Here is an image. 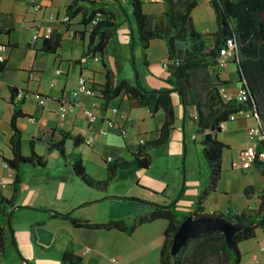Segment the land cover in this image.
I'll list each match as a JSON object with an SVG mask.
<instances>
[{"label": "crops", "instance_id": "0c3cea01", "mask_svg": "<svg viewBox=\"0 0 264 264\" xmlns=\"http://www.w3.org/2000/svg\"><path fill=\"white\" fill-rule=\"evenodd\" d=\"M36 1L42 4V9L38 12L27 0H0V43L6 45L4 54L7 62L5 70L0 74V197L15 198L13 181L16 171L5 161V158L12 157V86L22 92V96L16 99H24L22 111L37 120L32 122L29 117H21L18 120V127L23 133V153L29 155L33 140L35 151L44 155L47 165L49 158L58 160L59 165H62L59 153L56 150L49 151L52 144L63 139L61 131L79 135L84 140L94 135L92 144L83 142L76 148L73 146V150L82 154L87 171L99 180L108 177L106 160L131 158L132 154L139 151L141 139L149 142L160 138L166 120L163 110L153 115L146 107L134 106L126 95H120L108 104L87 95L76 98L72 96L80 76L89 78L96 87L103 85L107 68L120 78L135 81L136 76L133 78L130 72L124 73L123 60L131 61L134 69L136 65L146 86L154 89L170 88L166 82L168 49L164 40L156 38L151 41L147 50V65H144L139 50L137 61H134L133 57L130 59L132 43L137 36L135 25L130 23L126 13L122 12L121 8L124 6L121 1L115 0V7H108L115 13L116 21L120 25L115 40L105 57H90L87 62L82 63L80 58L88 48L89 32L84 39L74 40L72 32L84 29L80 24L81 17L71 20L70 25L63 22L66 8L73 0ZM163 11L164 8L158 13ZM118 18H122V21ZM39 26L42 31L45 26H51L67 33L57 52L44 51L43 39L33 40ZM87 29L89 30L90 26ZM58 68L62 70L61 74H56ZM230 75L231 79H227L221 77L220 73V79L227 82L225 85L229 90L238 91L241 88L238 73ZM171 96L176 122L169 141L150 150L153 164L149 168L121 171L116 179L123 182L118 188L95 190L89 199L78 198L66 207L60 205L59 200H70L65 195V189L68 178L73 174L67 165L66 173L59 171L52 177L56 182L54 195H48V190L41 188L28 189L29 186L22 177L12 219L15 242L6 239L5 257L0 260V264H8L10 256L13 259L11 264H64L62 253L70 240H73L77 254L86 261L95 258L97 264H161V251L169 224L165 218L141 224L132 234H128L117 229L78 228L68 219L55 215L57 212H72L78 218L97 222L124 220L129 223L136 216L149 212L150 207L146 202L163 205L174 203L180 213L193 211L199 194L209 182L210 171L207 162L199 153L196 145L198 139H194L196 127L185 117L178 94L173 92ZM40 97L45 99L44 104H40ZM62 104L68 108L64 119L60 115ZM85 108L99 114V120L91 124L84 113ZM113 109L118 111L114 112ZM109 120H115L124 126L127 135L122 136L115 128L111 129L108 135L98 134L100 129L108 127ZM255 123V118L249 114L239 116L227 123L221 132L222 137L221 134L218 135L219 139L229 146L228 149L235 147L237 154H231L229 161H226L224 151L223 175L217 190L206 198L205 212H239L259 207V195L264 191V174L256 164L249 169H243L240 162V153L249 144L248 128ZM236 138L243 143L238 146L235 143ZM71 144L73 141L67 139V152H71ZM73 180L75 181V178ZM133 199H139L141 202ZM25 211L30 214H22ZM22 215L29 219L27 220L30 229L20 222ZM59 220L64 221L61 231ZM48 225H54L51 240L47 238V233L39 231ZM16 245L25 259L18 255ZM210 245L212 242L208 238L191 242L182 254L185 264H217L218 261L215 260L226 261L222 252ZM113 258L117 259V263L112 262Z\"/></svg>", "mask_w": 264, "mask_h": 264}, {"label": "trees", "instance_id": "16d2710c", "mask_svg": "<svg viewBox=\"0 0 264 264\" xmlns=\"http://www.w3.org/2000/svg\"><path fill=\"white\" fill-rule=\"evenodd\" d=\"M200 0H162L164 11L161 14L149 13L145 10L144 0H129L130 13L123 7L130 23L135 25L137 36L132 43L134 49L140 51L144 65L148 64L147 50L153 39L165 41L168 49L166 82L170 88L154 89L146 86L135 65V81L120 78L107 68L106 81L98 88L97 98L108 104L112 99L126 95L132 104L137 107H146L151 114L163 110L166 120L161 129V136L156 141L145 142L131 158L119 157L106 160L108 177L104 180L94 178L86 169L81 153L75 150L67 152V139L73 141V146L85 142L79 135L61 131L63 139L52 144L49 151L56 150L59 158L67 165L73 176L80 179L85 185L98 191H107L121 171L147 169L153 164L150 150L166 144L175 127L176 113L172 93L176 92L180 103L184 107L185 117L196 126L195 140L200 137L202 153L210 171L209 182L199 194L197 203L190 213H180L175 204L148 203L150 210L146 214L136 216L131 222L124 220H109L97 222L85 218H78L72 212H57L56 217L68 219L75 227L88 229H117L132 234L141 224L165 218L169 221L165 231V241L161 251V264H185L182 254L194 240L208 238L213 249L217 248L226 261L217 264H241V242L257 236L258 230L264 228V191L260 193V204L257 208H247L243 211L205 212V201L209 194L215 192L223 175V154L229 148L218 135L223 131L221 124L229 122L232 114L244 110L250 117L255 118L256 125L264 136V0H209L214 8L217 30L213 33L199 32L192 20V12ZM105 0H73L66 8V15L70 21L80 16L83 30H74L72 39H84L89 32L88 48L84 55H101L105 57L115 40L119 23L115 13L105 6ZM70 21L64 22L70 25ZM90 26L88 30L87 27ZM66 32L53 29L51 35L43 39L42 49L55 53L63 45ZM232 39L235 51L232 61L236 63L241 88L246 93V100L236 99L225 101L219 86L227 82L220 79L223 69L217 63L218 56L227 41ZM138 51V52H139ZM7 62L0 63V74L5 70ZM106 65V62H105ZM96 85V84H94ZM11 100L14 104V113L11 121L12 136L10 145L12 157L5 158L7 165L16 175L13 181L15 198L0 197V260L5 257V242L9 239L10 228L8 218L19 196V185L22 183L21 167H47L44 155L38 154L31 141V154L25 155L22 149V131L18 127V120L27 116L22 111L24 99L17 101L20 90L12 86ZM257 150L264 151V138L257 142ZM256 166L264 174V161L257 158ZM189 216L194 218L223 217L230 222L242 225L234 237L231 247H228L223 232L214 230L200 233L189 239L181 250L172 255L171 248L174 236L182 222ZM14 217V212L11 220ZM15 242V238H12ZM64 264H97L92 258L86 261L74 249V242L70 240L62 253Z\"/></svg>", "mask_w": 264, "mask_h": 264}, {"label": "rangeland", "instance_id": "374dc122", "mask_svg": "<svg viewBox=\"0 0 264 264\" xmlns=\"http://www.w3.org/2000/svg\"><path fill=\"white\" fill-rule=\"evenodd\" d=\"M121 4L124 6V8L130 13L131 11V6L129 4V0H120ZM145 10L147 12H155L158 13L162 11L164 8V3L162 0H145ZM151 2H153L151 4ZM105 6L108 8L109 6H112L113 8L115 7L114 4H117L115 0H105ZM122 12H124V9L121 8ZM160 14V13H158ZM119 21H122V18H118ZM192 20L195 28L199 32H204V33H213L217 30V21H216V15L214 8L210 4L209 0H200L199 4L195 7V9L192 12ZM131 48H134L131 47ZM134 55L135 60L137 61V58L139 57L138 55V50L134 49ZM133 57V53L130 52V59ZM122 64H124V73L130 72L131 77H135V69L133 67V63L131 61H122ZM237 72V67L236 63L234 61H230L224 69L221 70V77H226L227 79H231L230 74H235ZM194 125V124H193ZM195 126V125H194ZM196 127V126H195ZM221 132L219 133L220 136ZM223 135L221 134V137ZM200 137H198V141L196 145L198 146L199 153L201 155V158H203V153H202V146L199 142ZM235 143L239 146L243 143L239 138L235 139ZM70 146V151H73V144ZM28 146V143L26 144ZM39 149L41 148L40 144L38 145ZM237 146V147H238ZM225 159L226 161H229L231 154L236 155L237 150L235 147L232 149H225ZM31 152L29 153V155ZM239 161V158H238ZM63 162V161H62ZM59 171L62 172H67L66 166L64 163L62 165H59V161L55 160L53 158H49V164L47 167L43 168H33L30 166H25L23 165L21 167V175L24 178V180L28 184V189L31 188H41L45 189L48 192V195H54V192L56 191V182L53 180V176L57 175ZM68 175V174H67ZM75 178L73 175L68 178V183L65 189V195L69 197L70 200L64 201V200H59V204L62 206H69L70 204L74 203L76 199H82L86 200L89 199L90 195L95 192V189L88 187L85 185L80 179L75 178V181L73 180ZM121 179H116L111 185L110 189H114L120 184H122ZM118 188V187H117ZM69 203V204H68ZM61 207V206H60ZM22 214H30L29 211H25ZM26 217V215H22V218L20 222L25 225V227L30 229L29 225V219ZM64 221L59 220V231H61V227ZM12 223V229H13V234L15 236V229H14V223L13 220H11ZM54 225H48L47 227H44L42 229H39L41 233H47V238L51 240L52 238V230ZM258 235L254 238L245 240L240 243L239 248L242 251V261L241 264H264V228H260L258 230ZM12 233L10 231L9 235V240L12 242ZM13 238V237H12ZM16 251H18V247H16ZM19 256H21L22 259H25L24 256L20 254V252H17ZM15 256V255H14ZM259 260V263H256V260ZM11 256L8 258V264L12 263Z\"/></svg>", "mask_w": 264, "mask_h": 264}, {"label": "built area", "instance_id": "2783aa9c", "mask_svg": "<svg viewBox=\"0 0 264 264\" xmlns=\"http://www.w3.org/2000/svg\"><path fill=\"white\" fill-rule=\"evenodd\" d=\"M27 1L32 5L33 9L36 12H38L42 9V4L40 2H38L36 0H27ZM68 21H70V18H69V16L66 15L63 19V22H68ZM52 30H53V28L51 26H45V30L42 31L41 27L39 26L35 31V34L33 36V40L36 41L38 39L48 38L51 35ZM5 50H6V45L0 43V63L6 61V56L4 54ZM234 51H235V43L232 39H229L227 41V46L223 47L220 51V54H219L218 59H217L218 65L222 68L225 67L232 60ZM90 57H93V56L90 54L89 55H83L80 58V62L85 63L88 61V59ZM93 58L99 59V55H96ZM166 66H167V62H166ZM61 73H62V70L58 68L56 70V74H61ZM52 85H54V84L52 83ZM219 92L225 101H231L234 99H236L238 101H244L247 98L246 93L242 88H240L238 91H231V90H229L227 85H220L219 86ZM80 95H87V96L92 97V98H94V97L97 98V96L99 95V91H98V88L96 87V85H94V83H92L89 80V78H87L85 76L79 77L78 85L74 89L73 94H72V96L74 98H76ZM21 96H22V92H19L18 97H21ZM39 102H40V104H44L45 99L43 97H40ZM113 111L117 112L118 110L113 109ZM84 113L87 116V118L91 124L97 122L100 118L99 114H97L94 110L89 109V108H85ZM67 114H68V108L65 104H62L60 106V115L64 119V118H66ZM247 114L248 113L245 112L244 110H240L239 112L232 114L229 117V120L230 121L235 120L239 116H245ZM29 119L32 122H37L36 118H34V117H30ZM227 123L228 122H223L221 124V128L225 129L227 126ZM113 128L117 129L122 136L127 135L126 128L124 126L120 125L115 120H109L108 127L100 129L97 133L102 134V135H108L109 131ZM247 136L249 139V144L240 153V162H241V167L243 169H249V168L253 167L256 164L257 158L264 161V151L259 152L257 150V142L261 138H264V136H262V134H261L260 127L256 124L250 126L248 128V131H247ZM93 141H94V135H90L85 140V143L87 145H90V144H92ZM140 142H141V144H144L146 142V140L141 139ZM112 262L117 263V259L113 258ZM259 262L260 261L257 259L256 263H259Z\"/></svg>", "mask_w": 264, "mask_h": 264}, {"label": "water", "instance_id": "95a60500", "mask_svg": "<svg viewBox=\"0 0 264 264\" xmlns=\"http://www.w3.org/2000/svg\"><path fill=\"white\" fill-rule=\"evenodd\" d=\"M138 77L139 75L136 74V78ZM133 200L141 202V200L139 199ZM15 209L16 207L11 210L10 216L8 218V227L10 228V231L12 233V237H14V234L12 229L11 216ZM241 227V224L230 222L223 217L194 218L193 216H189L182 222L174 236L171 253L172 255H176L189 239L199 235L200 233L214 230L223 232L228 247H231L233 243V237L235 233L239 229H241Z\"/></svg>", "mask_w": 264, "mask_h": 264}]
</instances>
